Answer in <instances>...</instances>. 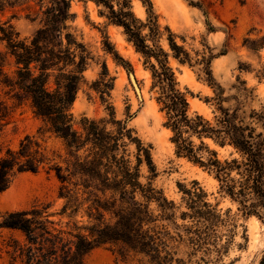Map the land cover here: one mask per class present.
I'll use <instances>...</instances> for the list:
<instances>
[{
	"label": "trees",
	"instance_id": "trees-1",
	"mask_svg": "<svg viewBox=\"0 0 264 264\" xmlns=\"http://www.w3.org/2000/svg\"><path fill=\"white\" fill-rule=\"evenodd\" d=\"M49 1L50 6L43 12L44 25L29 42L20 40L11 24H0V42L16 66L14 76L7 75L5 59L0 55V97L5 90L11 99L28 101L47 130L64 141L66 158L62 164L53 163L41 140L26 136L17 150L8 149L0 160V193L6 192L18 176L36 174L49 166L61 183L59 197L66 201L60 215L73 219L89 203L85 211L89 221L84 224L71 220L63 225L52 220L46 208L6 214L0 229L19 231L25 237L23 246L17 242L10 245L13 251L9 264H85V257L96 248L119 243L164 264L168 258L163 255L164 239L169 234L165 232L174 222L175 204L153 185L157 169L151 147H144L140 139L133 137V131L116 121L113 112L109 120L83 119L81 131L75 128L73 106L91 53L67 32V22L73 18L70 2ZM88 1L106 8L108 20L124 29L136 51L147 61H155L150 67L152 91L165 116L164 127L172 134L175 154L208 170L218 182L221 196L238 205L244 215L257 216L264 222V108L245 116L242 107L252 92L234 86L245 98L238 100L234 108L224 107L225 89L217 83L207 62L204 73L214 89L217 114L212 121L199 114L190 115L188 93L180 88L169 62L173 56L181 64H189L190 55L172 34L168 44L173 54L160 46L162 32L150 0H141L148 6L145 22L134 15L131 0L118 2V9L112 0ZM6 4H10L8 0H0V12ZM249 42L252 50L264 48V36ZM7 111L6 101L0 99V117ZM109 124L115 129L109 130ZM205 140L220 148H232L231 157L221 160ZM128 141L138 151L135 166L127 157ZM143 165L151 173L147 183L141 181ZM181 188L188 209L183 216L193 222L192 227L202 230L229 225V216L218 212L198 182L191 189Z\"/></svg>",
	"mask_w": 264,
	"mask_h": 264
},
{
	"label": "rangeland",
	"instance_id": "rangeland-1",
	"mask_svg": "<svg viewBox=\"0 0 264 264\" xmlns=\"http://www.w3.org/2000/svg\"><path fill=\"white\" fill-rule=\"evenodd\" d=\"M8 1L10 4L0 12V24H11L19 33L20 40L29 42L43 27V12L50 6V1ZM68 1L73 18L67 22V32L74 34L91 53L84 82L73 106L75 128L81 131L83 119L109 120L113 112L116 121H121L133 131V137L140 139L144 147H151L157 169L153 185L175 204L172 212L174 222L165 232L169 234L164 239L163 255L168 256L164 264H264V222L257 216L244 215L238 210V205L221 196L219 184L208 170L175 154L172 134L164 127L165 116L156 101V92L152 91L150 67L155 61H147L136 51L124 29L108 20L106 8L88 0ZM124 1L112 0V3L118 9V2ZM150 2L162 32L160 46L172 55L168 44L172 34L175 42L190 55L189 64H181L173 56L169 60L180 88L188 93L190 115L199 114L212 121L217 114L214 89L206 82L204 73L207 62L213 77L225 89L227 101L224 107L234 108L238 100L245 98L237 89H247L252 93L242 105L245 116H249L252 110L264 108V48L252 50L249 42L264 36V0ZM131 6L134 15L145 22L148 6L141 0H131ZM116 53L130 64L129 68L117 58ZM0 55L5 59L4 72L14 76L15 61L1 42ZM128 70L133 71L138 81L142 101L130 82ZM5 92L2 91L0 97L8 106L6 114L0 117V160L8 149L17 150L26 136H36L47 148L50 158L54 159L53 163L62 164L67 154L64 141L47 130L28 101L11 99ZM108 128L112 130L115 126L109 124ZM195 141L200 144L199 140ZM205 143L218 152L221 160L230 158L233 153L230 147L220 148L210 140H205ZM126 150L127 157L135 166L136 145L128 141ZM141 175L143 183L151 178L146 165L141 167ZM194 182L206 191L208 201L223 217L229 216V225L200 230L192 227L190 219H185L183 213L188 209L181 186L191 189ZM60 187L59 179L49 166L36 174L18 176L6 192L0 193V223L11 212L46 208L53 215L51 219L61 221L63 225L71 220L86 224L89 218L85 211L89 203L73 219L60 215L66 203L59 197ZM151 207L156 214L159 213L156 204ZM110 218L108 215L107 219ZM14 242L18 246L25 244L21 232L0 229V264L11 262L13 248L10 245ZM85 264L158 263L150 256L119 243L96 248L85 257Z\"/></svg>",
	"mask_w": 264,
	"mask_h": 264
},
{
	"label": "water",
	"instance_id": "water-1",
	"mask_svg": "<svg viewBox=\"0 0 264 264\" xmlns=\"http://www.w3.org/2000/svg\"><path fill=\"white\" fill-rule=\"evenodd\" d=\"M128 74H129L130 82H131V84H132V86L136 92L137 97L139 98L140 101H142L143 100L142 93H141L138 81H137L133 71L128 70Z\"/></svg>",
	"mask_w": 264,
	"mask_h": 264
}]
</instances>
